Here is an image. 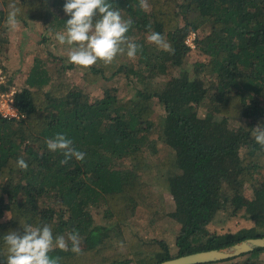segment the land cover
I'll use <instances>...</instances> for the list:
<instances>
[{
	"label": "trees",
	"instance_id": "16d2710c",
	"mask_svg": "<svg viewBox=\"0 0 264 264\" xmlns=\"http://www.w3.org/2000/svg\"><path fill=\"white\" fill-rule=\"evenodd\" d=\"M110 2L134 21L127 36L142 51L82 67L87 83L103 80L101 95L66 78L75 64L42 47L16 88L0 64V94L15 89L18 112L0 113V264L4 236L24 225L48 224L66 240L80 233V254L50 253L60 264H159L264 235V147L252 135L264 126V0H147L148 11L139 0ZM10 3L18 21L41 23V43L65 30V0H0V53ZM152 31L171 52L148 42ZM194 49L202 58L191 61ZM56 133L85 160L61 165L63 154L45 142ZM151 175L164 179L172 211L161 212ZM161 213L179 224L173 245ZM149 224L156 231L144 235ZM197 264H264V247Z\"/></svg>",
	"mask_w": 264,
	"mask_h": 264
},
{
	"label": "clouds",
	"instance_id": "9594fccd",
	"mask_svg": "<svg viewBox=\"0 0 264 264\" xmlns=\"http://www.w3.org/2000/svg\"><path fill=\"white\" fill-rule=\"evenodd\" d=\"M8 7L7 25L16 30L19 26L18 9L15 3ZM149 7L147 0H139L141 10L148 11ZM63 11L69 19L65 21V30L56 33V40L61 45L70 46V63L89 68L100 60L109 65L119 54L126 52L129 58H135L142 51V45L127 36L134 21L122 18L120 10L110 0H65ZM147 40L158 49L172 51L171 45L159 32L152 31ZM252 135L256 143L264 147V126L257 124ZM45 142L49 151L63 154L61 165L72 158L81 162L85 160L86 153L74 148L73 141L63 133H56ZM16 165L22 171L29 168L23 157L17 158ZM22 227L23 232L11 230L4 236L7 245L5 264H60L59 256H50L54 248L75 254L82 252L83 237L76 229L68 233L66 240L64 235L54 236L48 224Z\"/></svg>",
	"mask_w": 264,
	"mask_h": 264
},
{
	"label": "rangeland",
	"instance_id": "374dc122",
	"mask_svg": "<svg viewBox=\"0 0 264 264\" xmlns=\"http://www.w3.org/2000/svg\"><path fill=\"white\" fill-rule=\"evenodd\" d=\"M2 31V33L6 37H8V42L6 48L2 53H0V64L5 66L6 75H9L10 77L13 76L18 83L16 86L13 85L12 87L16 88L23 83L27 74L29 63L33 60L35 53H37L36 50L38 47H42L44 53L50 50L62 57H66L67 62H69L68 52L70 46L66 44H59L56 40V36L50 38L49 43L39 42L40 35L42 33L41 23L33 22L30 26H26L23 22L19 21V26L16 30L10 29L6 24L2 26ZM194 38L188 37V39L193 42ZM195 58H202L200 56V53L196 49L192 50L191 52V61ZM82 74L83 68L77 65H74L73 68H67L63 72V75L66 78L84 87L88 92L92 94V96L101 95L105 88V86L103 85V80H100L94 84H90L84 81ZM120 84L124 85V82ZM130 87L131 85H128V91L132 89ZM162 113L163 107L159 103H156L155 114L162 115ZM148 181L152 188L162 195L161 212L166 213L172 211L174 208V200L167 188L164 179L159 175H151L148 177ZM142 216L145 217L146 215ZM158 217V226L163 224V227L159 228V230L163 232L164 236L168 239L170 244L173 245L174 235L179 229L178 222H176V220L173 218L162 215V213L161 216L159 215ZM158 226H156L157 229ZM155 231L154 224H149L148 228L143 229V234H151Z\"/></svg>",
	"mask_w": 264,
	"mask_h": 264
},
{
	"label": "water",
	"instance_id": "95a60500",
	"mask_svg": "<svg viewBox=\"0 0 264 264\" xmlns=\"http://www.w3.org/2000/svg\"><path fill=\"white\" fill-rule=\"evenodd\" d=\"M264 247V235L248 237L239 242L233 243L226 248H212L200 250L184 255H179L162 261L159 264H197L215 260H221L236 256L255 249Z\"/></svg>",
	"mask_w": 264,
	"mask_h": 264
},
{
	"label": "built area",
	"instance_id": "2783aa9c",
	"mask_svg": "<svg viewBox=\"0 0 264 264\" xmlns=\"http://www.w3.org/2000/svg\"><path fill=\"white\" fill-rule=\"evenodd\" d=\"M189 38L195 37V32H191L188 36ZM187 43L191 46H194V42L187 38ZM0 77L2 79V74L0 70ZM14 91L15 89L11 90L10 92L1 93L0 94V113L4 117L10 116H18L17 108L14 105Z\"/></svg>",
	"mask_w": 264,
	"mask_h": 264
}]
</instances>
